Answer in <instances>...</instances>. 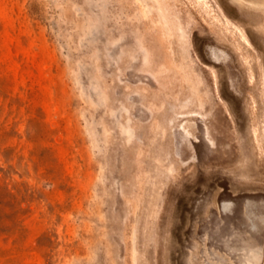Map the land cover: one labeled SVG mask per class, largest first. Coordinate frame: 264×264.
<instances>
[{
	"label": "rangeland",
	"instance_id": "obj_1",
	"mask_svg": "<svg viewBox=\"0 0 264 264\" xmlns=\"http://www.w3.org/2000/svg\"><path fill=\"white\" fill-rule=\"evenodd\" d=\"M0 264H264V0H0Z\"/></svg>",
	"mask_w": 264,
	"mask_h": 264
},
{
	"label": "bare ground",
	"instance_id": "obj_2",
	"mask_svg": "<svg viewBox=\"0 0 264 264\" xmlns=\"http://www.w3.org/2000/svg\"><path fill=\"white\" fill-rule=\"evenodd\" d=\"M248 43V42H247Z\"/></svg>",
	"mask_w": 264,
	"mask_h": 264
}]
</instances>
